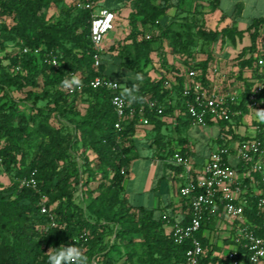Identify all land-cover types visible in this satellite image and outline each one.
Returning a JSON list of instances; mask_svg holds the SVG:
<instances>
[{
	"label": "trees",
	"instance_id": "obj_1",
	"mask_svg": "<svg viewBox=\"0 0 264 264\" xmlns=\"http://www.w3.org/2000/svg\"><path fill=\"white\" fill-rule=\"evenodd\" d=\"M187 1L133 0L129 16L131 33L127 38L130 42L119 50L116 57L102 54L101 66L96 69L91 42V10L77 5L63 8L61 19L50 22L48 11L53 0H0V16L12 20V24H0V138L3 140L0 176L2 172H15L10 185L0 180V264H48V257L58 247L68 244L78 246L88 264L93 261L116 264L120 259H124L123 264H186L189 243L176 244L166 230L167 225L179 222L175 209L171 205L165 210L135 206L127 196L129 168L136 159L133 149L137 148L135 132L140 125L139 114L133 120L125 121L122 130L118 131L115 128L118 118L108 90L86 88L81 94L69 96L61 89V81L70 74L77 75L82 83L105 76L122 86L121 81L105 73V62L110 60H117L120 70H128L135 76L142 74L143 80L137 81L138 90L123 88V97L137 112L145 108L144 118L154 131L151 142L154 155L151 158L166 160L175 154L174 145L179 147L182 155L192 156L185 148L188 140L180 132V127L187 130L190 126L183 97L185 76L177 75L172 90L166 89L164 76L155 80L146 71L148 52L154 40H138L140 23L150 26L153 33L157 31L160 39L168 37L173 31L171 23L184 13L183 6ZM198 1L210 0H191V3ZM216 2L220 4V0ZM117 3L101 7L112 12L120 11L125 1L117 0ZM171 9L175 11L174 16L168 14ZM193 25L198 37L209 45L210 52L205 60L191 69L198 70V79L208 89L213 88L210 67L217 59L220 40L231 37L242 41L247 35L250 45L245 46L236 58L239 79L246 89L232 108L242 110L246 117L255 113L247 107V102L251 89L264 83V70L261 72L264 65L259 64V59L264 60V42L260 39L264 17L253 20L245 30L229 27L205 30L195 22ZM193 25L176 34L177 53L187 58L192 57L198 45L191 33ZM17 38L22 41L18 43ZM10 45L51 52L59 57L61 66H48L42 57L33 55L14 56L7 52ZM115 49L112 45L110 51ZM159 56L165 69L166 55L162 52ZM19 64L21 68L17 71L13 67ZM15 93L25 94L26 98L20 100ZM151 101L164 106L163 114L149 109ZM251 125L258 128L257 138L263 140L264 121L255 120ZM214 126L219 130L215 139L217 144L223 143L222 138L232 137L230 142L248 139L237 134L228 122ZM40 132L48 137V143L38 140ZM91 154L97 166L91 160ZM240 166L236 165V168ZM170 168L180 171L172 165ZM123 169L125 174H122ZM34 172L41 193L20 187V180ZM99 181L98 187L93 188L92 185ZM78 193L85 207L77 204ZM42 194L48 196L57 222V226L47 232L44 228L49 219L40 211ZM181 202L186 210V201L182 199ZM164 215L167 220L163 219ZM245 217L254 227H261L256 231L264 236V211H259L252 197H249ZM216 220L217 215H213L198 234L208 252L204 262L232 264L213 257L215 252L222 253L233 245L230 239L223 241V245L213 242L211 235ZM189 221L190 218L184 216L182 224L187 225ZM207 231L209 234L205 235ZM138 246L139 252L136 250Z\"/></svg>",
	"mask_w": 264,
	"mask_h": 264
},
{
	"label": "built area",
	"instance_id": "obj_2",
	"mask_svg": "<svg viewBox=\"0 0 264 264\" xmlns=\"http://www.w3.org/2000/svg\"><path fill=\"white\" fill-rule=\"evenodd\" d=\"M78 7L92 11L95 3L93 0H81ZM92 12L90 24L93 60L95 68L99 69L103 44L108 34L115 30L117 17L108 9L99 8ZM7 52L20 57L28 55L42 57L43 62L48 66L55 68L61 66L57 55L51 52L43 53L41 48L31 49L10 45ZM259 64L264 65V60L259 59ZM14 68L18 71L21 66L19 64ZM72 75L75 74L68 75V78ZM185 79L183 97L191 126L207 128L218 125L219 122H228L236 129L237 134L246 136L248 139L230 142L232 137L227 140L222 138L223 143L217 144L200 169H196L191 155H182L178 151L179 147L173 146L175 154L164 162L180 169L175 172V177L180 181L179 195L186 201L185 217L188 216L190 221L187 225L182 222L167 225L166 230L172 235L176 244L189 243L190 247L185 254L186 264H221L204 262L208 258V252L198 237L203 226L212 220L213 215H217L215 231L211 235L213 242L223 245V241L230 239L233 245L226 247L222 253L215 252L213 257L230 261L232 264H264V236L256 231L261 227H254L245 217L249 197L256 200L259 211H264V139L257 138V127L254 135H247L245 130L247 124L244 121L246 116L242 110L232 108L239 99L220 96L215 88L204 87L198 79V70L195 68L188 71ZM86 88L106 89L111 93V104L118 118L115 124L116 130L121 131L122 124L133 120L137 114L140 116V123H148L144 118L145 108L142 107L137 112L123 97L122 86L108 77L97 76L88 83H82L80 87L73 89L62 87L61 89L69 96H74L81 94ZM165 88L172 90L167 83ZM263 93L264 83L256 84L251 89L247 102L250 110H260L264 106ZM149 109L161 115L164 106L157 101H151ZM177 115L178 113H175V116ZM2 143L3 140L0 138V145ZM1 165L0 160V167ZM236 165L241 166L238 169ZM122 174H125V169L122 170ZM20 187L41 193L36 172L20 180ZM40 211L49 219L48 225L44 228L46 232L55 228L57 222L53 207L49 206L48 196L43 194L40 199ZM163 219L167 220V216L164 215ZM207 234H209L208 231L205 235ZM93 264L98 263L93 261Z\"/></svg>",
	"mask_w": 264,
	"mask_h": 264
},
{
	"label": "rangeland",
	"instance_id": "obj_3",
	"mask_svg": "<svg viewBox=\"0 0 264 264\" xmlns=\"http://www.w3.org/2000/svg\"><path fill=\"white\" fill-rule=\"evenodd\" d=\"M81 0H53L52 6L48 11V20L50 22H55L61 19V11L63 8H69L79 4ZM123 8L120 11L114 12L117 17L116 28L113 32H110L106 37L103 44L102 54H112L117 56L119 50L128 42L127 41L131 28L129 26V16L132 12L131 6L133 0H124ZM95 3V9H99L101 5L114 6L117 0H93ZM158 3V0H157ZM92 10V11H94ZM184 13L175 19L174 23H171L172 32L165 37L160 39L158 37V32H151L150 26H143L142 23L139 24V30L141 34L138 36V40H147L148 37L154 40L153 45L149 49L148 58L149 62L146 71L150 76L159 80L163 76L165 77V84H169L173 88L174 79L177 75L187 76L188 71L194 66L199 65L203 60H205L210 52L209 45H206L197 34V29L194 28V22L200 28L205 30H223L226 27L232 30L240 29L245 30L247 26L255 19L264 17V0H220V4H217L216 0H210L207 2H196L191 3L188 0L183 6ZM221 10V13L218 11ZM170 16L175 15L173 9L168 11ZM12 24V20L9 17L0 16V24L2 23ZM191 33L196 38L198 45L193 50V55L191 58H187L177 53L178 51V41L177 33H182L188 30L189 26H192ZM261 41L264 42V28L261 30ZM16 41L21 42L20 38ZM114 45L116 51H110L111 46ZM250 41L247 35L241 41L238 38L226 37L220 40L218 45V50L220 54H227V57L221 59L216 64L215 62L210 72L211 83L213 88L216 89L220 96L226 98L241 99L243 93L245 92L246 86L242 80L239 79V67L238 61L236 60L238 54L242 51L245 46H249ZM164 52L167 58L166 68L163 69V64L160 61L159 54ZM0 55L2 52L0 51ZM7 65V63H5ZM263 66V65H261ZM14 68V67H13ZM13 68H7L12 71ZM262 68L261 72H263ZM105 73L117 80L121 81L122 88L128 90L131 89L133 83L137 84L135 80V75L126 70H120L118 67L117 60H110L105 62ZM127 78V79H126ZM16 98L24 100L26 98L25 94L15 93ZM37 127L34 129L36 130ZM182 135H188L189 141L196 144L197 150H203L205 152L208 149H215L217 143L215 142L216 136L218 134L217 126H210L207 128H199L195 126H189L187 131L184 127H180ZM166 132V131H164ZM172 133V131H168ZM135 138L137 148L133 149L136 159L134 174L135 177L131 184L126 181V188L128 189V195L131 203L137 206L141 200V191L144 189L147 174L149 172V166L151 165V157L154 155V149L151 147V142L154 139V131L149 127L148 123H140L139 127L136 129ZM175 136V135H174ZM185 137V136H184ZM38 140L43 141L45 144L49 142L48 137L45 136L43 132L38 134ZM91 160L94 164L95 157L91 154ZM97 166V164H95ZM15 177V172L8 173L2 172L0 180L5 185H10ZM101 180V178L99 177ZM170 183L169 187L171 190V196H174L175 188L177 189V184H173V181L166 180ZM101 181L96 182L92 185L93 188H97ZM158 184L156 179L155 185ZM146 196L152 197V192L148 193ZM77 204L85 207L86 204L83 202L81 194H76ZM136 244H139V240H136ZM139 252V246L136 248ZM122 252L125 254V246L122 247ZM118 258V257H117ZM124 259H120L116 264H123ZM103 264H107L104 262Z\"/></svg>",
	"mask_w": 264,
	"mask_h": 264
},
{
	"label": "crops",
	"instance_id": "obj_4",
	"mask_svg": "<svg viewBox=\"0 0 264 264\" xmlns=\"http://www.w3.org/2000/svg\"><path fill=\"white\" fill-rule=\"evenodd\" d=\"M218 12L221 13V10ZM218 45H217V59L215 61L216 64L218 63L219 60L227 57V54H220L218 50ZM213 67H215V65L212 64L210 68L212 69ZM255 120L258 121L256 117V112L244 118V121L247 124V126L245 127V130H247L246 131L247 135L248 134L254 135L256 133L255 131L256 127L251 125L252 122ZM241 131L243 132V130ZM182 136L183 137L185 136V138H187L188 140V143L186 144L185 148L191 151L192 158L195 163L196 169H200L203 166V163L209 157L211 151L213 150L208 149L207 152L203 150H197L196 144L189 141L188 135L186 136L185 134H183ZM174 137H176V135ZM150 159H151V165L149 166V172L146 177L144 189L141 191V194H140L141 200L138 206L165 210L167 206L171 205L172 209H175L176 214L179 217V222H182L184 219L186 210H185V206L181 202L182 199L179 195L180 181L175 177V172H178V171L170 168V165L164 162V160H160L157 158L155 159L150 158ZM137 161H138V158L133 160L130 164L129 176L127 179V182H129V184H131L132 180L135 177V174L133 172H134ZM156 179L158 180L157 185H155ZM167 179L173 181V184L176 183L178 185L177 189L175 188L174 196H171V190L169 187L170 183L166 181ZM126 191H127V196L129 197L127 188H126ZM150 192H152L151 198L146 196Z\"/></svg>",
	"mask_w": 264,
	"mask_h": 264
},
{
	"label": "clouds",
	"instance_id": "obj_5",
	"mask_svg": "<svg viewBox=\"0 0 264 264\" xmlns=\"http://www.w3.org/2000/svg\"><path fill=\"white\" fill-rule=\"evenodd\" d=\"M136 81H142L143 75L137 73L135 76ZM82 84L79 77L72 75L71 78H65L61 81L62 87L66 89H73L80 87ZM139 85L133 83L131 90H138ZM135 99V97H133ZM256 117L258 120L264 121V109L256 110ZM48 264H88L87 258L84 257L82 250L73 244L58 247V249L48 257Z\"/></svg>",
	"mask_w": 264,
	"mask_h": 264
}]
</instances>
